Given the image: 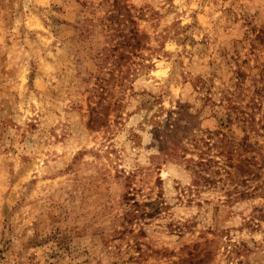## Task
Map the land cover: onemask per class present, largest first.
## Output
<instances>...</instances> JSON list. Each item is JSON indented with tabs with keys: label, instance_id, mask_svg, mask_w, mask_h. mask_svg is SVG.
Segmentation results:
<instances>
[{
	"label": "rangeland",
	"instance_id": "obj_1",
	"mask_svg": "<svg viewBox=\"0 0 264 264\" xmlns=\"http://www.w3.org/2000/svg\"><path fill=\"white\" fill-rule=\"evenodd\" d=\"M0 264H264V0H0Z\"/></svg>",
	"mask_w": 264,
	"mask_h": 264
},
{
	"label": "trees",
	"instance_id": "obj_2",
	"mask_svg": "<svg viewBox=\"0 0 264 264\" xmlns=\"http://www.w3.org/2000/svg\"><path fill=\"white\" fill-rule=\"evenodd\" d=\"M237 75H240L237 73ZM237 80H240L239 77H237ZM257 94L259 92L260 94V88H257ZM256 98H252L251 102H253V104H256ZM179 126L175 123V124H170V123H166L165 127H163V130H161V133L159 132V139L161 140L162 144H170V147L173 151H177L178 149L180 150L181 148H183V146L180 144L181 141H179V138H182V135H180V131H179ZM176 137H179L178 139H174ZM197 146V145H195ZM197 148V147H196ZM183 151H185V149H182ZM190 161L192 162V171L193 173H195L198 177H203L202 173L209 171L211 172L213 164L216 161H212L211 158L208 157H202V156H198V160H193L190 159ZM218 163V162H217ZM222 168V167H221ZM157 203H150V205L154 206Z\"/></svg>",
	"mask_w": 264,
	"mask_h": 264
}]
</instances>
